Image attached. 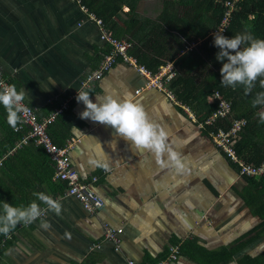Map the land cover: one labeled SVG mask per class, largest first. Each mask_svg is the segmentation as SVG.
Masks as SVG:
<instances>
[{
    "label": "crops",
    "instance_id": "obj_1",
    "mask_svg": "<svg viewBox=\"0 0 264 264\" xmlns=\"http://www.w3.org/2000/svg\"><path fill=\"white\" fill-rule=\"evenodd\" d=\"M161 4L159 0L140 1L138 12L156 21ZM178 39L183 41L182 36ZM172 41L155 47L156 58L164 63L155 73L172 67L176 75L167 88L176 97L169 86L175 77L200 81L209 65L200 71L194 61L175 65L200 40L186 43L179 52ZM106 51L97 28L76 0H0L3 76L28 93L24 102L39 119L66 106L50 133L60 146L68 139L76 140L69 152L71 165L104 201L102 210L87 213L66 194L62 182H53L54 165L40 149L30 146L14 153L10 185L6 181L1 185L21 195L16 206L36 200L45 208L33 195L44 192L60 201L62 212L57 216L49 211L41 218L50 223L47 230L40 227V220L28 226L17 224L13 243L3 252L0 264H157L174 244L180 246L179 256L164 264H244L245 256L264 254L263 220L248 206V181L212 144L204 128L197 127L200 121L188 105L171 100L163 90L145 88V78L122 62L86 89L93 100L106 91L117 96L130 93L168 132L186 164L183 174L161 168L150 153L131 147L111 126L80 118L84 105L76 100V93L82 80L97 70L100 55ZM140 64L148 70L146 65L152 66ZM209 95L203 98L206 104H212ZM4 115L0 109V118L8 125ZM1 119L0 152L6 145ZM102 152L110 160L109 171L89 162L101 158ZM105 225L122 230L119 251L103 240ZM94 245L101 247L90 250Z\"/></svg>",
    "mask_w": 264,
    "mask_h": 264
},
{
    "label": "trees",
    "instance_id": "obj_2",
    "mask_svg": "<svg viewBox=\"0 0 264 264\" xmlns=\"http://www.w3.org/2000/svg\"><path fill=\"white\" fill-rule=\"evenodd\" d=\"M140 1L143 0H80L89 12L102 20L104 27L115 38L126 39L134 43L131 53L136 56L140 63H152V66L146 65L152 73H155L160 64H164L156 58V46L163 47L167 44V39H173L172 42L177 44L179 52L181 49L184 50L186 43L200 40L197 48L182 54L175 65L177 63L179 66H183L184 63L194 61V67H198V70L199 68H206V63H208L210 70L208 69L204 79L200 81L178 75L171 81L170 88L176 93V98L180 102L188 105L194 111L197 120L200 122L214 109V104H206L203 101L205 95L207 96L212 91H218L229 98L232 102L231 118H245L248 121L236 146L238 155L249 164L260 165L264 163V123L260 122L258 116L260 111H264V106H250L255 95L264 91V88L261 87L258 79L252 93L246 95L243 86L237 85L233 89L232 87H225L220 82L222 62L216 59L219 48L214 45V35L211 34V31L219 26L224 13L229 11V7L224 6V3L234 2V8L230 13L228 25L225 27L223 35L230 38L248 29L255 37L264 38V0H159L162 3V10L156 21L138 12ZM124 8H127V12H124ZM169 33L182 36L183 41ZM247 106L250 108L242 112V108ZM0 109L6 115L2 106ZM200 110L202 113H198ZM2 121L1 131L5 135L6 145L1 147L2 152H0V214H2L4 202L16 206L17 198L21 197V195L11 192L10 186L5 185L3 187L1 185L3 181L10 185L12 180L11 164L14 163H12L11 156L33 146L40 149L42 154L48 157L45 148L35 145L33 142L18 145L27 131L26 128L15 132L4 120ZM216 126L229 127L230 122L224 120L223 123ZM204 131L208 135V132L215 131V126L204 128ZM50 135L56 143L53 135L51 133ZM223 156L230 160L240 172V167L236 163L224 154ZM54 174L55 168H52L51 177L53 179ZM244 177L249 184L248 194H245L248 206L252 207L263 220L261 229H264V175L259 178ZM53 182L59 181L54 180ZM53 182L52 184H54ZM9 235L11 238L5 241L0 250V257L5 249L13 243V230ZM5 237V235L0 234V244ZM243 261L244 264H264V254L258 257L245 256Z\"/></svg>",
    "mask_w": 264,
    "mask_h": 264
},
{
    "label": "clouds",
    "instance_id": "obj_3",
    "mask_svg": "<svg viewBox=\"0 0 264 264\" xmlns=\"http://www.w3.org/2000/svg\"><path fill=\"white\" fill-rule=\"evenodd\" d=\"M222 32L214 33V45L219 48L216 59L222 62L220 82L233 89L241 85L246 95L252 93L258 79L264 88V38L255 37L248 29L230 38ZM89 93L83 88L77 91L76 100L84 105V109L79 113L81 119L111 126L117 136L130 142L131 147L150 153L161 168L170 169L176 174L186 171L181 153L176 150L173 142H170L168 132L130 93L117 96L106 91L103 95L95 96L94 100L90 99ZM27 95L23 88L18 90L14 84H0V106L4 108L7 123L13 130H17L24 113L29 111L24 104ZM252 106H264V91L255 95ZM258 116L260 122L264 123V111H260ZM89 162L104 171L110 170V160L105 152H102L101 158H93ZM33 195L46 207H40L36 200L27 206L3 203L0 234L8 237L17 224L28 226L37 220H40L42 229L50 228V223L41 218L49 211L59 216L62 204L44 192H34Z\"/></svg>",
    "mask_w": 264,
    "mask_h": 264
},
{
    "label": "built area",
    "instance_id": "obj_4",
    "mask_svg": "<svg viewBox=\"0 0 264 264\" xmlns=\"http://www.w3.org/2000/svg\"><path fill=\"white\" fill-rule=\"evenodd\" d=\"M76 2L80 6L81 11L87 15V19L97 28L99 42L107 48L106 53L100 55L101 61L97 70L88 74L82 80L81 88L79 90L82 88L86 90L88 87L92 86L94 81L102 78V76L116 63L122 62L132 67L145 78V88H157L163 90L166 92L168 98L176 100L174 93L167 88V83L176 75V72L172 70V67H162L158 72L152 73L144 65L140 64L136 56H133L131 53L134 48V43H131L126 39L115 38L112 33L104 27L101 19L89 12L87 8L81 4L80 0H76ZM233 5L234 2L224 3V6L229 7V11L224 13L219 26L211 31V34L214 35L216 31L224 32L225 27L228 25L230 13L234 8ZM0 84H9L7 78L3 76L1 69ZM139 91L140 90H136V92ZM208 98L210 103L214 104V109L211 111L210 115L198 124L197 127L207 128L215 126V131L208 132L209 139L219 151L240 167L239 173L241 176L255 178L262 177L264 175V163L260 165L249 164L243 161L237 153L236 146L240 140L241 132L248 124L247 119L231 118L232 102L222 93L212 91ZM24 104L28 107L29 111L24 113L22 123L17 126V130H13L18 132L22 129H27L18 145L21 146L33 142L35 145L44 147L55 168L54 180L62 182L65 185L66 194L76 199L81 204L82 209L89 214H96L102 210L104 208V201L92 191L90 183L81 180L78 172L71 165L69 152L73 148L76 140L73 138L68 139L65 141L64 145L59 146L52 140L49 133L50 126L55 123L57 117L61 115L66 106L57 109L52 115L46 118L39 119L35 110L25 102ZM224 120H229V127L216 126L217 124L223 123ZM94 181L95 179H92V182ZM103 231V240L112 243L114 250L119 251L122 243V230L114 229L105 225ZM10 238L11 236L9 235L3 239L0 244V250L4 246L5 241ZM100 247L101 245H94L90 250L100 249ZM179 253L180 246L174 244L169 247L168 255L165 259L160 260L157 264H164L166 260H175L178 258ZM127 264H132V262L128 261Z\"/></svg>",
    "mask_w": 264,
    "mask_h": 264
},
{
    "label": "rangeland",
    "instance_id": "obj_5",
    "mask_svg": "<svg viewBox=\"0 0 264 264\" xmlns=\"http://www.w3.org/2000/svg\"><path fill=\"white\" fill-rule=\"evenodd\" d=\"M146 5H147V4H146ZM250 106H252V105H250ZM248 108H250V107L247 106V107H245V108H242V110H243L242 112H245ZM242 112H241V113H242Z\"/></svg>",
    "mask_w": 264,
    "mask_h": 264
}]
</instances>
